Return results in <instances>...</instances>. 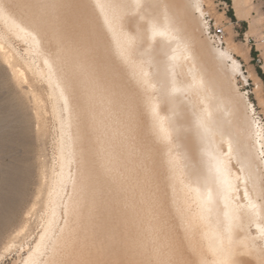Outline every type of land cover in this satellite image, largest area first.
<instances>
[{"label": "bare ground", "instance_id": "obj_1", "mask_svg": "<svg viewBox=\"0 0 264 264\" xmlns=\"http://www.w3.org/2000/svg\"><path fill=\"white\" fill-rule=\"evenodd\" d=\"M203 7L0 0V235L29 196L32 114L43 157L35 222L0 261L15 248L11 264H264V124Z\"/></svg>", "mask_w": 264, "mask_h": 264}, {"label": "rangeland", "instance_id": "obj_2", "mask_svg": "<svg viewBox=\"0 0 264 264\" xmlns=\"http://www.w3.org/2000/svg\"><path fill=\"white\" fill-rule=\"evenodd\" d=\"M203 3L204 13H207L211 18V26L212 23H214V25L223 30L224 45L222 48L228 47L232 52V56L239 63V70L241 69V73L239 72L236 74V83L239 91L244 94L248 102L253 106L255 110L254 117L264 124V41H262L264 28V0H249L247 3H245L244 0H203ZM0 65L2 66L1 59ZM243 78L246 80L244 81ZM10 82L13 84L11 80ZM30 84L36 86V83L34 84L31 82L29 85ZM29 85L22 84V91H16L18 99L21 98L27 106L32 108V96L29 94ZM35 94L37 105L39 104V110L38 108L36 110L40 117L38 127L42 129L45 139L50 140L54 131V122L50 116L49 105L47 104L43 91H37ZM41 103L44 105L42 104L40 106ZM41 107L44 109L42 108V110ZM32 137L34 138V151L30 157L32 161L29 162L32 166V179L29 185L30 188H28L29 196H27L24 203L19 207L6 230L1 233L0 253L3 252L2 250L5 248L4 246L6 244L8 245L9 242L14 241L16 238V241H14V244H16L15 247L17 246V241H19L18 245L22 243L21 241H23V239L21 236H23V234L16 237L17 230L23 225L31 227L35 222V216L31 210L32 194L36 191V187L39 183L40 165L43 157L37 155V152L42 151V148L38 143L40 136L37 134V123H35L33 114ZM46 147L45 153L48 154L50 150H48L49 145ZM2 157L3 149L0 146V168L10 164V159L8 157H4L5 159H2ZM14 249L15 248H13L11 252L5 254L0 264H11L16 259V249L15 251Z\"/></svg>", "mask_w": 264, "mask_h": 264}, {"label": "built area", "instance_id": "obj_3", "mask_svg": "<svg viewBox=\"0 0 264 264\" xmlns=\"http://www.w3.org/2000/svg\"><path fill=\"white\" fill-rule=\"evenodd\" d=\"M204 20L207 23V35L211 41V43L217 47V48H222V46L224 45V34H223V30L219 27H217L216 25H214V23H212L211 26V18L209 17V15L207 13H204ZM262 41H264V28H263V36H262Z\"/></svg>", "mask_w": 264, "mask_h": 264}]
</instances>
